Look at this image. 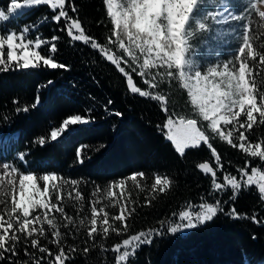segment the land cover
Instances as JSON below:
<instances>
[{"label":"trees","instance_id":"1","mask_svg":"<svg viewBox=\"0 0 264 264\" xmlns=\"http://www.w3.org/2000/svg\"><path fill=\"white\" fill-rule=\"evenodd\" d=\"M226 3L229 11L238 14L247 0H226ZM9 4L10 0H0V9L6 12ZM66 6L69 14L82 22L86 34L108 46L111 24L102 0H68ZM72 6L77 10L75 13ZM203 7L205 12L221 9V0H211ZM55 14L47 5H41L4 22L6 31L19 32L20 27L35 25V33L40 38L58 47L55 54L50 52V44L39 51L42 55L53 56L66 68L49 69L40 65L35 69L13 68L0 72V160L14 163L25 174H55L79 182L73 197L75 191H80L84 199L77 202L69 198L68 191L72 186L65 185V198L61 203L65 213L72 216L77 225L80 219H85V225L71 229L75 237L67 235L63 243L66 251L68 245H75L78 249L87 246L90 252L84 254L78 250L66 264H116V254L111 248L132 234L148 230H159L164 234L156 235L150 244L142 245L130 264H264V200L260 199L258 188L245 185L246 177L240 175L242 168L248 174L252 167L264 171V161L246 156L218 137L212 138L211 143L221 156L222 169L216 165L206 145L187 149L181 157L166 139L163 124L168 118L194 116L186 91L178 85L164 86V94L169 98L168 112L159 102L131 94L126 78L115 66L90 45L72 42L63 30V22L57 24L52 19ZM246 22L230 21L239 40L240 24ZM258 22V17L253 16L256 34L264 31L257 28ZM53 36L59 39L51 41ZM238 41L232 47L234 55ZM254 43L264 51L260 47L264 40ZM115 52L120 54L118 48ZM253 70V78L264 90V75H261L264 69L254 67ZM135 81L146 88L138 76ZM18 108L28 111H18ZM116 112L121 115L116 116ZM75 114L90 118V123L71 126L72 131L66 130L53 141L51 131L59 129L64 119ZM246 135L252 143L264 142V125L254 126ZM41 139L45 141L43 145L38 143ZM78 151L83 163L77 157ZM20 155L25 156V161L19 159ZM202 162H208L217 171L221 183L225 174L237 176L242 184L239 192L234 193L230 186L223 191L215 190L211 174L198 170V164ZM136 173L145 174L143 178L138 177L139 187L127 179ZM157 175L172 181L164 193L152 191ZM121 179L126 181L127 191L120 203L131 212L127 220L130 228L122 235L110 232L107 237L98 236L93 242L87 238L92 201L100 199L97 207H104L110 217L118 215L119 205L115 199L109 203L103 192ZM97 187L102 191L94 197L92 194ZM116 193L119 196L120 190L116 189ZM217 200L223 211L213 221L192 230L168 232L169 227L180 222L181 211ZM233 209L235 215L231 214ZM53 215L59 223L65 222L58 213ZM110 223L119 226V222L110 220ZM44 227L47 229V225ZM60 231L67 233L69 229L61 227ZM49 239L50 230L47 239L41 238L42 246L56 252V245L50 244ZM25 250L43 257L42 264H48L46 254L38 253L23 242L17 245V255L5 253L0 264L29 262Z\"/></svg>","mask_w":264,"mask_h":264},{"label":"snow or ice","instance_id":"2","mask_svg":"<svg viewBox=\"0 0 264 264\" xmlns=\"http://www.w3.org/2000/svg\"><path fill=\"white\" fill-rule=\"evenodd\" d=\"M102 3L111 24L107 37L108 46L86 34L82 22L69 14L66 6L68 0H10L6 12L0 9V22L19 18L32 6L47 5L56 13L52 19L57 24L63 22V30H66L72 42L82 41L85 45H90L91 49L97 50L115 66L126 78L127 89L131 94L159 102L160 107L168 112L169 98L164 94V86L178 85L186 91L195 115L192 118H168L163 124V129L167 130V140L181 157L187 149L206 145L211 150L216 165L222 169L221 156L211 143L212 138L218 137L246 156L264 161V142L252 143L246 135L254 126L264 125V90L259 88L253 78L254 67L264 69V51L259 50L254 43L256 40H264V31L256 34L252 26V18L255 16L259 21L257 28L264 30V0H247L243 11L238 14L229 11L226 0H221L222 10L206 11L203 15L200 14L206 0H102ZM71 10L73 13L77 11L75 6H72ZM208 19L215 21L217 25L228 21L247 22L240 24L242 42L234 58L222 64L208 66L207 70L202 72L199 63L190 58L192 53L189 41L193 38L194 26H198L201 31L208 30L209 26L205 22ZM35 27L24 26L19 33L15 30L0 32V72L13 68L35 69L41 63L49 69L66 68V65L57 63L53 56H45L38 51L42 45L50 44V52L55 54L58 51L55 43L39 37L34 41L28 38V33ZM227 34L228 31L219 32L218 37ZM58 39L59 37L53 36L51 41ZM260 47L264 48V43ZM117 48L120 54H116ZM261 75H264V72H261ZM135 76L141 78L146 88L138 85ZM20 110L28 111L27 108H18V111ZM168 114L171 116L170 112ZM115 115L120 116L121 113L116 112ZM201 121L207 123L202 126ZM88 123L90 118L79 114L72 115L63 120L58 130L51 131V139L55 141L66 130L72 131L70 126ZM38 143L43 145L45 141L41 139ZM77 157L83 163L79 151ZM19 159L25 161V156L20 155ZM198 168L205 174H211L212 187L217 191L230 186L234 193H238L242 187L235 175L225 174L223 182H219L217 171L208 162L199 163ZM0 169V259L4 258L5 253L17 255V245L22 242L38 253L46 254L48 264H66L78 250L84 254L90 252L87 246L78 249L75 245H68L69 250L66 251L63 243L65 236L75 237L71 229L85 225V219H80L77 225L76 220L65 213L61 203L65 198V185L72 186L68 191L69 198L77 202L84 199L80 191H75L73 197V191L79 183L77 180L63 179L55 174H25L14 163L6 160H0ZM144 175L136 173L127 179L139 187L138 177L143 178ZM240 175L246 177L245 185H255L258 188L260 199L264 200V171L252 167L248 174L246 169L242 168ZM40 181L43 182L42 186ZM171 183L169 178L157 175L152 191L164 193ZM116 189L120 190L119 196ZM101 191V188L97 187L92 195L97 197ZM126 191V181L121 179L113 182L103 192L109 203L115 199L119 205L118 215L110 217L104 207L96 206L101 203L100 199L92 201L87 225L89 240L95 242L98 236L107 237L110 232L118 235L128 232L130 225L127 220L131 212L120 203L125 199ZM221 211L223 209L219 200L215 203H200L196 211L191 208L181 211L180 222L169 227L168 232L175 234L196 229L206 222L213 221ZM53 213H58L65 222L59 223ZM231 214L235 215L234 209ZM110 220L119 222V226L115 227ZM253 220L259 223L255 217ZM163 223L162 221L161 224ZM44 225H47V229ZM61 227L69 231L61 232ZM49 230L51 239L48 242L56 245V252L41 244V238H48ZM163 234L159 230H148L124 238L121 243L111 248L116 254V264H130L142 245L150 244L156 235ZM101 247L103 248V245ZM25 255L30 260L24 264H42L43 257L27 250Z\"/></svg>","mask_w":264,"mask_h":264},{"label":"rangeland","instance_id":"3","mask_svg":"<svg viewBox=\"0 0 264 264\" xmlns=\"http://www.w3.org/2000/svg\"><path fill=\"white\" fill-rule=\"evenodd\" d=\"M206 2L210 3L209 0H206ZM35 7H38V6H32L30 9L35 8ZM205 7H208V4H206ZM27 10H29V9H27ZM262 10H264V9H262ZM204 12H205V10L203 7L200 15H203ZM205 22L209 26L208 30L201 31L198 29V26H194L193 38H191L189 41V43L191 45V53H192L190 58L194 59L196 62L199 63L200 70L202 72L206 71L208 66H215L217 63L222 64L224 62L229 61L230 59H233L235 55L232 51V47L235 44V42L239 40L238 35H237V30H235V28L231 27L230 21H228L227 23H225L223 25H217L215 23V21H213L211 19H208ZM22 29H23V27H20L19 32ZM35 29L36 28H33L28 33V38L32 39L33 41L38 37L40 38V36L35 33ZM233 29L235 31H231ZM9 31H11V30H9ZM9 31H6V26L4 25V22H0V32L8 33ZM225 31H228L229 34L224 35L223 37H218L219 32H225ZM19 32H17V33H19ZM241 42L242 41L239 40L237 42V44L235 45V47L239 48ZM46 45L47 44L42 45V47H45ZM5 56H6V49H5ZM40 65H43V64L41 63ZM191 108H192V106H191ZM191 115H195L193 108H192ZM241 119H246V118L241 117ZM206 123L207 122L201 121L202 126L205 125ZM228 127L231 128V126H228ZM56 130H58V129H56ZM164 131H165V137H166L167 130L164 129ZM0 170H2V169H0ZM42 184H43V182L40 181V186H42ZM192 210L196 211V210H198V208H196V209L194 208Z\"/></svg>","mask_w":264,"mask_h":264},{"label":"water","instance_id":"4","mask_svg":"<svg viewBox=\"0 0 264 264\" xmlns=\"http://www.w3.org/2000/svg\"><path fill=\"white\" fill-rule=\"evenodd\" d=\"M198 170L201 172V173H203L199 168H198ZM205 174V173H204ZM210 174V173H209Z\"/></svg>","mask_w":264,"mask_h":264}]
</instances>
